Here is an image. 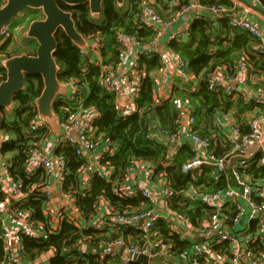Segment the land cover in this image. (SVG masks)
Returning a JSON list of instances; mask_svg holds the SVG:
<instances>
[{
    "label": "trees",
    "instance_id": "1",
    "mask_svg": "<svg viewBox=\"0 0 264 264\" xmlns=\"http://www.w3.org/2000/svg\"><path fill=\"white\" fill-rule=\"evenodd\" d=\"M195 1L204 8L232 4V0ZM258 1L262 4L264 0ZM189 2L190 0H176L175 4L170 6L168 13L161 11L162 8H168V4L163 0H155L154 5L158 7L157 11L161 15L168 17L169 14L178 13ZM58 4L63 9L72 11L75 27L79 33L90 41L98 39L100 43L99 52L102 62L87 63L86 69L83 70V57L86 55L61 30H58L55 34L57 48L54 58L60 67L58 79L64 82L77 79L87 93L82 106L97 110L94 134L101 135L118 146L117 151L106 159L112 166L111 179L116 183L124 181L127 168L135 159L149 163L152 165L153 175L164 176L174 190V196L167 203L168 207L188 214L193 226H198L200 221L210 214L211 209L200 200L186 196L185 192H192V188L199 191H213L226 187L228 184H234L232 167H229L225 174L215 173L211 165H202L199 172L185 173L182 166L193 156L190 145L184 144L179 152L168 159L165 146L146 137L147 127L154 119L159 121L161 127L169 131L174 130L175 120L180 114L178 103L186 102L189 113L195 118L194 128L199 134H210L207 124L217 112L223 114L232 112L241 132L247 133L248 122L251 116L256 114L253 106L245 104L239 96L233 98L222 90L215 91L211 88L209 80L219 69H224L228 74L233 75L244 56L251 64V76L263 72L264 59L255 49L256 40L245 31L232 27L229 17L213 19L207 12L197 14L192 18L183 40L172 38L168 42L169 49L179 53L186 61L191 78L198 79L197 88L191 87L190 82L181 84V86L173 87L166 99L156 100L152 74L159 69L160 56L157 53L141 56L139 69L143 77L135 100L136 110L129 115L121 116L115 107L114 94L105 90L100 85L99 79L103 66L112 65L116 61L115 34L118 30L135 35L142 41L153 37L154 33L148 27H140L135 23L138 3L134 0H126L123 7H117L115 0H104L98 19L91 18L87 5L68 8L62 3ZM26 11L40 13L31 9ZM20 18L17 26L20 24L19 27H22L25 20L29 23L33 17L28 18L22 15ZM17 32H21L20 29ZM11 37L9 34L0 44V60L19 53L11 48ZM24 39L34 42L32 48L33 50L36 48L34 40ZM23 51L32 53L27 49ZM4 77L5 71L0 65V81ZM42 86L40 76H27L24 89L15 95L12 111L6 113L0 109L5 115L1 131L8 137L1 145L3 169L14 177L23 192H28L23 199L9 200V212L15 215L28 214L29 219L41 230L34 236L19 234L21 254L27 261L34 259L42 252L52 251L53 255L47 264H121L118 253L112 254L100 244L119 236L131 243H137L142 239L140 232L130 225H120L114 229H108L106 226L96 227L91 223L90 217L97 211L101 199L108 201L111 215L120 213L128 216L144 211L150 208V205L140 194L120 195L113 188V181L109 182L96 174L88 181L89 187L84 189L80 180L84 174L85 162L75 154L74 148L70 145L55 148V153L65 157L68 168L65 181L60 185L61 192L74 199L82 224L84 221L88 223L77 225L65 211L61 213L59 210L58 229L56 232L48 231L51 227V216L47 209V199L40 193V187L43 186L47 177L41 170L32 175H27L25 172L27 150L31 143L44 140L51 134L47 126L33 134L27 131L29 121L35 112L33 102L40 94ZM54 111L59 114L57 104H54ZM215 129L219 135L218 129ZM229 150L230 145L222 141L220 136L211 137L209 151L214 157L225 155ZM261 154L262 152L257 151L251 158L249 166L244 171L239 170L243 176H249L254 181H264V163L260 161ZM236 160L237 158H233L232 162L235 163ZM5 197L7 198V195L0 192V200H4ZM232 213V205H230L229 215ZM254 225L255 223H252V226ZM154 232L150 239L170 245L175 253H182L190 245V239L172 232L163 219L156 221ZM1 233L0 219V258L4 254ZM126 234L130 235L126 236ZM83 243L87 244L90 250L95 248V251L89 252L88 249H83L81 245ZM256 245L257 250L264 253V245L262 243ZM101 254H105L104 257H101Z\"/></svg>",
    "mask_w": 264,
    "mask_h": 264
},
{
    "label": "built area",
    "instance_id": "2",
    "mask_svg": "<svg viewBox=\"0 0 264 264\" xmlns=\"http://www.w3.org/2000/svg\"><path fill=\"white\" fill-rule=\"evenodd\" d=\"M5 1L0 0V5ZM134 1L138 3L135 23L140 27H148L154 35L151 39L142 41L135 35L118 30L115 34L116 61L112 65L103 66L99 79L100 85L114 94L115 107L121 116L129 115L136 110L135 100L143 77V73L139 69L141 56L157 53L160 56V66L157 72L161 76L170 73L169 67L172 64L179 75L189 76L191 79L187 71V63L179 53L167 49L170 51L171 57L167 59L165 57L167 50L164 52L159 49L158 35L162 27L170 25L175 18L186 15L192 10L199 9L200 13L205 10L213 19L229 17L232 27L245 31L256 40L255 49L264 59L262 29L256 22L237 14L234 10L235 6L232 4L204 8L195 0H190L189 4L178 13L164 17L157 11L154 0ZM262 8L264 10V1ZM186 32L180 31L172 38L183 40ZM7 34H9L7 27L0 31V37L8 36ZM99 48L98 39L90 42L88 51L84 53L86 56L83 57V70L86 69L87 63L102 62ZM250 71L251 64L244 56L233 75L227 72H216L210 77L209 83L215 91L222 90L230 97H241L245 104L259 106L264 100L258 97L250 99L241 93L240 88L233 86L234 82L246 83L249 81ZM154 74L155 72L152 74L153 82L157 81ZM65 83L70 88L69 93L57 96L55 103L59 108V114H56L59 117L62 134L58 139H54L52 145L55 148L61 145L72 146L75 154L85 162L83 173L90 170L98 177L112 182L111 165L106 159L117 151L118 146L101 135L94 134V119L98 116V112L95 108L82 106L87 93L78 80L72 79ZM184 106L178 107L180 114L175 120L174 130L169 131L161 127L159 121L152 119L147 127L146 137L163 144L168 159L179 152L184 144H189L193 156L183 164V172H199L202 165H211L215 173L225 174L229 167H232L235 183L213 191H199L192 188V192H185L186 196L200 200L211 209L210 214L200 221L198 226H193L188 214L168 207L167 203L174 196V190L164 176L160 192L152 191L151 188L139 184L135 191L129 193L121 189L118 186L119 183L113 181L117 193L123 196L140 194L150 205V208L128 216L120 213L109 215L104 221H100L98 227L103 225L108 229H114L120 225H130L137 229L142 237L141 241L131 243L119 236L104 242L103 246L107 249L106 251H111L112 254L118 253L117 251L120 250L121 264H264V253L256 248L258 243L264 245V181L251 180L249 176H243L239 171L240 169L244 171L249 166L250 160L257 150L264 155V118L251 117L247 133H242L237 123L230 127V133L219 132L221 139L230 145V150L225 155L214 157L209 151L211 133L199 134L194 128V116L185 113ZM44 126H46L45 122L38 119L35 109L27 131L33 134ZM44 140L31 143L29 146L25 172L27 175H32L41 170L45 174L47 179L40 187V193L47 199L48 206L51 196L50 180L54 179L56 183L62 185L68 168L67 161L62 154L53 152L50 155L48 153L44 146ZM233 158H237L235 163L232 162ZM139 163V160H133L127 168L126 174L133 172ZM6 173L8 180L6 200L23 199L26 194L22 191L20 184L8 172ZM160 199L165 201L167 207V210L162 214L155 211V206ZM230 205H232V215H229ZM56 214L57 216H55ZM49 215L51 216V227L48 231L56 232L60 221L59 211L51 206ZM0 219L2 222L1 239L4 246L0 264H47L49 262L53 255L52 251L42 252L34 259L27 261L21 254L19 234L34 236L41 232L36 223L29 219L28 214L15 215L7 208L4 216ZM158 219H163L172 232L190 239V245L186 250L178 254L172 251L170 245L150 239L155 233L154 225ZM6 220L11 221V229H7L4 225ZM252 223L255 225L252 226ZM15 236L18 241L13 245L12 238ZM134 254L146 256L147 262L134 259ZM104 255L101 254V257Z\"/></svg>",
    "mask_w": 264,
    "mask_h": 264
},
{
    "label": "water",
    "instance_id": "3",
    "mask_svg": "<svg viewBox=\"0 0 264 264\" xmlns=\"http://www.w3.org/2000/svg\"><path fill=\"white\" fill-rule=\"evenodd\" d=\"M104 0H6L0 5V31L9 25L17 15L26 9L37 10L43 16L41 19L29 21L24 37L34 40V54L19 53L0 60L5 71V77L0 81V109L10 113L14 108L15 95L25 87L27 76H40L42 89L34 99L38 119L45 122L51 132V137L58 139L62 130L58 115L54 111L57 96L69 93L70 88L58 79L60 70L54 53L57 48L55 34L61 30L66 37L82 52H87L90 40L79 33L75 27L72 12L65 7L87 5L92 19H98ZM126 0H115L117 7H123ZM236 83L234 82V85ZM5 115L0 111V169L3 168L1 145L5 140L1 131ZM134 259L147 262L144 255H133Z\"/></svg>",
    "mask_w": 264,
    "mask_h": 264
},
{
    "label": "crops",
    "instance_id": "4",
    "mask_svg": "<svg viewBox=\"0 0 264 264\" xmlns=\"http://www.w3.org/2000/svg\"><path fill=\"white\" fill-rule=\"evenodd\" d=\"M163 1L166 2V4H168V8L167 9L162 8L161 11L162 13H168L170 11V6L175 4L176 0H163ZM232 5L235 6L234 10L236 11L237 14L245 16L246 18H249L250 20L256 22L264 33V10L262 8V4L260 3V1L258 0H232ZM201 13L205 14V10H203ZM201 13L199 9L192 10L191 12H188L186 15H182L178 18H175L174 21L170 25L162 27L158 35L159 49L164 52L167 49H169L168 42L171 40V38L180 31H187V29L190 26L192 18L195 17L197 14H201ZM165 57L167 59L171 58L169 50H167ZM169 68H170L169 74L161 76L157 71L154 74V76L157 78V81L154 80L155 82L154 98L156 100L166 99L169 96L170 92L172 91V88L175 86H181L182 83L188 84L190 82L191 87H196L198 85V79H193V78L189 79V76L186 77V76L179 75L172 64L170 65ZM224 72H226L224 69H219L217 71V73H224ZM235 83H236L235 85L233 83V86H237L238 88H240L241 93L243 95H246L248 98L254 99L258 97L264 100V71L260 72L259 75L253 74L252 76H250V80L247 83H241V82H235ZM249 105H252V104H249ZM181 106H184L185 113L187 112V114H190L187 103L179 102L178 107H181ZM253 109L256 114L251 117L264 118V101L259 106H253ZM236 123L237 122L235 121L234 114L232 112L224 113V114L221 112H217L215 113L214 116L211 117V121L208 122L207 129L211 133L212 137H217L219 135L215 128H217L219 132L227 134V133H230L231 131L230 127ZM53 141H54V138L51 137V134L49 137H45V140H44V146L46 147V150L48 151L50 155L53 152L55 153V147L52 145ZM261 157L262 159L260 161H264L263 153L261 154ZM110 169H111L110 174L112 175V166ZM6 175H7L6 171L3 168H1L0 169V192L5 193V194L7 193L6 189L8 185V180H7ZM93 175L94 173H92L90 170H86L84 172L80 180L84 189L89 187L88 179L92 177ZM162 182H163V176L153 175L152 165H150L149 163H144L140 161V163L137 164V166L135 167L134 171L128 173L127 179L119 182L118 186L121 189L128 191L129 193L132 191H135L139 184H142V185H145L151 188L152 191L160 192L162 189L161 188ZM49 190H50L51 196H50V201L47 207L48 212H50L51 206H54L56 211L61 210V213H64L65 211L66 215H69V218L75 224L77 225L82 224L81 215L79 214L77 208L75 207L74 199L67 195L62 194L60 185L56 183L54 179L50 180ZM25 194L27 196L28 192H25ZM8 206H9V201L6 200V197L4 200H0V217L1 218L4 216ZM166 210H167V207H166L165 201L160 199V201H158L157 205L155 206V211L158 214H162ZM109 215H111V207L107 200L101 199L99 201V206L97 208V211L95 212V214L91 215L90 221L92 224H95V226L98 227L99 222L104 221ZM55 216H57V214ZM87 223L88 221H84V224H87ZM4 225L6 226L7 229H11L12 227L11 221H8V220L4 221ZM127 235H130V234H126V236ZM17 241H18L17 236L12 238L13 245L17 244ZM81 245L83 249H88L89 252L95 251V248H91L90 250L87 244L83 243ZM100 245L103 246L102 243ZM117 252L118 254L121 253L120 250Z\"/></svg>",
    "mask_w": 264,
    "mask_h": 264
},
{
    "label": "rangeland",
    "instance_id": "5",
    "mask_svg": "<svg viewBox=\"0 0 264 264\" xmlns=\"http://www.w3.org/2000/svg\"><path fill=\"white\" fill-rule=\"evenodd\" d=\"M22 14V13H21ZM20 14V15H21ZM20 15H17L14 20L9 24L7 25V29H8V32L9 34H11V48L13 50H15L16 52H19V53H26L24 52L23 50L27 49V50H30L32 51L33 48L32 46L34 47V42L33 44L30 43V41H26L24 38V31L26 30V27L28 25V21L25 20V23H24V26L22 27H19V25L17 26V22L19 21L20 22ZM23 15H26L28 18H30L32 15L30 12L28 11H25ZM33 18H36V17H40L39 15H36V16H32ZM21 32H17V30H19ZM7 34V35H9ZM6 35L0 37V44H2L4 41H5V38ZM35 50V49H34ZM17 53V54H19Z\"/></svg>",
    "mask_w": 264,
    "mask_h": 264
},
{
    "label": "flooded vegetation",
    "instance_id": "6",
    "mask_svg": "<svg viewBox=\"0 0 264 264\" xmlns=\"http://www.w3.org/2000/svg\"><path fill=\"white\" fill-rule=\"evenodd\" d=\"M68 10H69V9H68ZM25 11H26V10H25ZM25 11H23V13H22L20 16H22V15L24 14ZM70 11H71V10H70ZM71 12H72V11H71ZM100 12H101V11H100ZM31 15H32V16L39 15L40 17L31 18L30 20H32V19H41V18H43V16H42L40 13H36V12H35V13H31ZM30 43L33 44V42H31V41H30ZM35 50H36V48H35ZM35 50H33V51H30V50H29V52H32L31 54H34V53H35ZM26 54H28V53H26Z\"/></svg>",
    "mask_w": 264,
    "mask_h": 264
},
{
    "label": "clouds",
    "instance_id": "7",
    "mask_svg": "<svg viewBox=\"0 0 264 264\" xmlns=\"http://www.w3.org/2000/svg\"><path fill=\"white\" fill-rule=\"evenodd\" d=\"M4 139H5V140H7V139H8V137H7V136H5V137H4ZM261 162H262V163H264V161H261Z\"/></svg>",
    "mask_w": 264,
    "mask_h": 264
}]
</instances>
